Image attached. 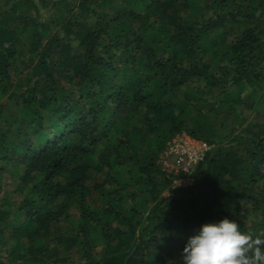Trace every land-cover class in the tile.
Here are the masks:
<instances>
[{"label":"trees","instance_id":"obj_1","mask_svg":"<svg viewBox=\"0 0 264 264\" xmlns=\"http://www.w3.org/2000/svg\"><path fill=\"white\" fill-rule=\"evenodd\" d=\"M263 91L264 0H0V264H183L202 224L264 233ZM180 134L209 149L161 199Z\"/></svg>","mask_w":264,"mask_h":264},{"label":"clouds","instance_id":"obj_2","mask_svg":"<svg viewBox=\"0 0 264 264\" xmlns=\"http://www.w3.org/2000/svg\"><path fill=\"white\" fill-rule=\"evenodd\" d=\"M181 256L183 264H264V233L242 232L236 220L224 217L202 224Z\"/></svg>","mask_w":264,"mask_h":264},{"label":"built area","instance_id":"obj_3","mask_svg":"<svg viewBox=\"0 0 264 264\" xmlns=\"http://www.w3.org/2000/svg\"><path fill=\"white\" fill-rule=\"evenodd\" d=\"M209 146L186 134L175 136L159 155L157 164L162 172L172 175H190L202 161Z\"/></svg>","mask_w":264,"mask_h":264},{"label":"rangeland","instance_id":"obj_4","mask_svg":"<svg viewBox=\"0 0 264 264\" xmlns=\"http://www.w3.org/2000/svg\"><path fill=\"white\" fill-rule=\"evenodd\" d=\"M16 66H17L18 68H21V67H22V64H20V62L17 61V65H16ZM262 96H263V98H262L263 101H260V103L257 104L256 109L259 111L260 114L263 115V114H264V91H263V93H262ZM247 114L249 115V113H247ZM250 115L252 116V114H250ZM189 176H190V175H187L186 178L174 182V183L172 184V186H170V188H168L167 190H165V191L161 194V199H165V198H167V197L170 195L171 191H172L174 188L178 187V186H189V185L192 183V180L190 179ZM72 213H73L74 216L77 215L75 211H72ZM77 259H78V257H77L76 255H74V256L72 257V261H76Z\"/></svg>","mask_w":264,"mask_h":264},{"label":"crops","instance_id":"obj_5","mask_svg":"<svg viewBox=\"0 0 264 264\" xmlns=\"http://www.w3.org/2000/svg\"><path fill=\"white\" fill-rule=\"evenodd\" d=\"M180 136V135H177V137Z\"/></svg>","mask_w":264,"mask_h":264}]
</instances>
